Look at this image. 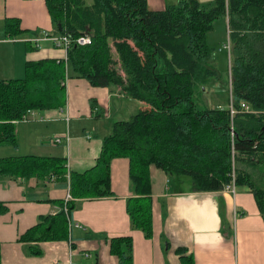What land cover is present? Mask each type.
Here are the masks:
<instances>
[{"label": "trees", "instance_id": "16d2710c", "mask_svg": "<svg viewBox=\"0 0 264 264\" xmlns=\"http://www.w3.org/2000/svg\"><path fill=\"white\" fill-rule=\"evenodd\" d=\"M60 34L75 39L89 34L91 42L71 44L67 61L42 59L26 66L22 79L0 80V143L17 145L16 122L33 110L66 104L67 62L76 76L93 86L117 85L125 95L142 101L129 120H115L105 137L96 165L72 172L74 199L55 215L40 217L23 233L26 241L71 237L75 198L112 196L111 163L129 157L131 182L137 196L129 197L132 224L152 236L150 166L168 174L190 177L194 191L222 190L233 181L251 188L264 216V187L237 163H264V0H180L151 9L147 0H47ZM228 16L231 51L230 105L200 107L196 86L218 76L208 65L215 48L207 41L214 22ZM9 30L14 36L20 33ZM227 45V44H226ZM207 87V86H206ZM202 87V88H206ZM243 103L252 112L244 111ZM66 174L65 159L26 155L0 158V175L48 179ZM6 207L0 202V213ZM133 238H110L119 264H134ZM181 264H194L192 254L178 249ZM33 255L40 248L30 250ZM1 261V248H0ZM1 264V262H0Z\"/></svg>", "mask_w": 264, "mask_h": 264}, {"label": "crops", "instance_id": "0c3cea01", "mask_svg": "<svg viewBox=\"0 0 264 264\" xmlns=\"http://www.w3.org/2000/svg\"><path fill=\"white\" fill-rule=\"evenodd\" d=\"M147 1L158 10L180 0ZM222 19L229 24L228 16ZM16 23L20 33L12 36L9 30L15 32ZM42 29H57L47 0H0V80L24 78L29 61L66 60V51L51 41L35 47L31 39ZM66 67V105L29 112L16 122L17 145L0 143V158L34 154L64 158L66 166L63 177L0 175V202L6 207L0 213L1 264H119V257L110 250V238L115 236L133 238L134 264H181L180 248L193 255L194 264H264V216L250 187L237 185L236 194L194 191L185 177L175 178L151 165L153 232L147 237L132 224L127 210L129 197L137 194L130 158L124 156L111 163L112 196L75 198L70 238L23 240V233L37 225L40 217L61 211L69 195L74 199L70 175L96 165L103 141L112 133L114 121L109 119L116 113L114 106L120 104L127 108L122 113L132 114L141 106L134 98L127 102L131 97L119 86H93L76 76L69 62ZM67 134L68 142L51 141ZM36 248L41 249L40 255L30 253Z\"/></svg>", "mask_w": 264, "mask_h": 264}, {"label": "rangeland", "instance_id": "374dc122", "mask_svg": "<svg viewBox=\"0 0 264 264\" xmlns=\"http://www.w3.org/2000/svg\"><path fill=\"white\" fill-rule=\"evenodd\" d=\"M178 0H176L177 2ZM179 2V1H178ZM208 43L215 48L214 54L208 65L217 70L218 76L204 86L203 84H197L196 86V101L200 107H216V106H228L229 102H232V96L230 91L229 80L231 81V68H230V55L229 51L225 48L229 42V30L228 25L224 23L222 17L218 18L214 22V28L207 34ZM217 82V83H216ZM202 87H206L205 90ZM221 87L220 89H216ZM215 88V90L213 89ZM230 98V101H229ZM127 102H134L133 98ZM142 104L139 100L137 105ZM138 107V106H137ZM116 113H112L109 121L113 123L116 119H131L138 108H134V114L129 113L128 110L122 113V110L127 109L120 104L114 106ZM113 112V111H112ZM122 117V118H118ZM236 166L245 170L258 186L264 187V163L249 162V163H237ZM177 176H175L176 178ZM186 180L191 182L190 177L186 176Z\"/></svg>", "mask_w": 264, "mask_h": 264}, {"label": "built area", "instance_id": "2783aa9c", "mask_svg": "<svg viewBox=\"0 0 264 264\" xmlns=\"http://www.w3.org/2000/svg\"><path fill=\"white\" fill-rule=\"evenodd\" d=\"M31 41L35 43L36 48H42V42L44 41H51L55 47L64 49L68 55V50L74 41L77 44L84 45L87 44L88 42H91V36L89 34H86L73 39L68 34H60L56 31L50 32L48 30L42 29L39 31L38 34L34 36V38L31 39ZM226 47L228 48L229 51H231L230 43H227ZM65 59L67 60L68 58L66 57ZM242 106L244 108V111L252 112V110L250 109L249 105H247V103H243ZM230 109H231V114L234 116V114L237 113V109L235 108L233 103L230 104ZM29 112L31 113V111ZM26 118H27V114L24 116V119ZM66 119L69 120V117L67 116ZM70 138L71 137L68 134L65 136L64 135L54 136L51 139V141L53 143H63L65 142V140L68 142ZM222 190L230 194H236L237 185L235 181V175H233V181L227 184ZM68 198L72 199L70 195L68 196ZM65 209L67 210V207H65ZM73 225H74L73 222L70 221V227H73ZM77 226L80 225L77 224ZM86 256H91V254L86 253ZM55 264H59V263L56 262Z\"/></svg>", "mask_w": 264, "mask_h": 264}]
</instances>
